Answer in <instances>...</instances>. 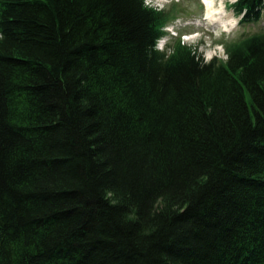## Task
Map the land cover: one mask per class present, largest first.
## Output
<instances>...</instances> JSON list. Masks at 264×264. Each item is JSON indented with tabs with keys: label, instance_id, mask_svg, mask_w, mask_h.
Listing matches in <instances>:
<instances>
[{
	"label": "trees",
	"instance_id": "trees-1",
	"mask_svg": "<svg viewBox=\"0 0 264 264\" xmlns=\"http://www.w3.org/2000/svg\"><path fill=\"white\" fill-rule=\"evenodd\" d=\"M167 21L0 0V264H264V29L206 61Z\"/></svg>",
	"mask_w": 264,
	"mask_h": 264
},
{
	"label": "rangeland",
	"instance_id": "rangeland-1",
	"mask_svg": "<svg viewBox=\"0 0 264 264\" xmlns=\"http://www.w3.org/2000/svg\"><path fill=\"white\" fill-rule=\"evenodd\" d=\"M235 0H213L215 8L226 9L221 15L222 23L226 24V29L222 26L210 27L207 22H203L205 7L202 0H146L149 6L163 8L168 13L167 25L174 28V33L180 37L182 34H189L185 39L182 37L181 42L186 45L197 46L199 52L203 54L208 61L213 57L226 60V46L233 42L239 41L243 37L264 29V17L258 23L242 25L240 18H237L231 8ZM221 2L223 4L221 5ZM192 33V34H191ZM167 46L173 45L178 36L167 35Z\"/></svg>",
	"mask_w": 264,
	"mask_h": 264
},
{
	"label": "bare ground",
	"instance_id": "bare-ground-1",
	"mask_svg": "<svg viewBox=\"0 0 264 264\" xmlns=\"http://www.w3.org/2000/svg\"><path fill=\"white\" fill-rule=\"evenodd\" d=\"M205 2V18H202L203 19V22L201 23H204L207 22V25L210 26V27H218V26H222L224 28V31L227 30L226 29V24L222 23V17L221 15H223L225 12H226V9H225V6L221 7V9L223 8L224 10H217L215 8V4L213 2V0H204ZM223 4V2H221V5ZM221 14V15H220Z\"/></svg>",
	"mask_w": 264,
	"mask_h": 264
}]
</instances>
